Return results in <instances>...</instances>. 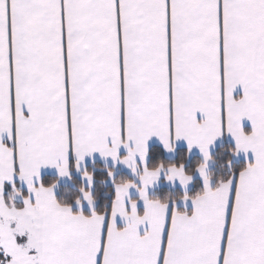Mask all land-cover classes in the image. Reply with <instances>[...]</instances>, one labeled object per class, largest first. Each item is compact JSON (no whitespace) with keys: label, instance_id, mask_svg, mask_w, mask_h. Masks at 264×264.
Listing matches in <instances>:
<instances>
[{"label":"snow or ice","instance_id":"snow-or-ice-1","mask_svg":"<svg viewBox=\"0 0 264 264\" xmlns=\"http://www.w3.org/2000/svg\"><path fill=\"white\" fill-rule=\"evenodd\" d=\"M0 264H264V0H0Z\"/></svg>","mask_w":264,"mask_h":264}]
</instances>
